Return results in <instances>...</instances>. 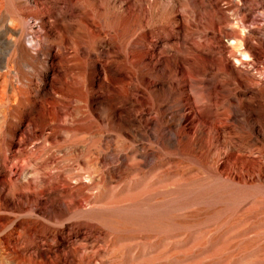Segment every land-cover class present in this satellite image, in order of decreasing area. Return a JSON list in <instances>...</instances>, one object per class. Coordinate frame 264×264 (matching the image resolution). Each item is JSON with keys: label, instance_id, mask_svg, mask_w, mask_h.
Wrapping results in <instances>:
<instances>
[{"label": "rangeland", "instance_id": "374dc122", "mask_svg": "<svg viewBox=\"0 0 264 264\" xmlns=\"http://www.w3.org/2000/svg\"><path fill=\"white\" fill-rule=\"evenodd\" d=\"M0 264H264V0H0Z\"/></svg>", "mask_w": 264, "mask_h": 264}]
</instances>
